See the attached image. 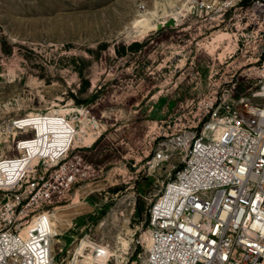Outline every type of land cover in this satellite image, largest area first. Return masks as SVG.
<instances>
[{
  "label": "rangeland",
  "instance_id": "1",
  "mask_svg": "<svg viewBox=\"0 0 264 264\" xmlns=\"http://www.w3.org/2000/svg\"><path fill=\"white\" fill-rule=\"evenodd\" d=\"M250 1L0 0V122L21 118L35 129L22 136L70 142L57 264H139L147 199L171 166L146 163L157 120L184 119L207 93Z\"/></svg>",
  "mask_w": 264,
  "mask_h": 264
},
{
  "label": "built area",
  "instance_id": "2",
  "mask_svg": "<svg viewBox=\"0 0 264 264\" xmlns=\"http://www.w3.org/2000/svg\"><path fill=\"white\" fill-rule=\"evenodd\" d=\"M242 16L207 93L185 104L184 119L157 120L146 163L171 166L147 199L139 264H264V0H251ZM20 122H0V264H57L56 209L75 179L73 169L65 174L69 145L49 134L32 148L38 135L22 136L33 129Z\"/></svg>",
  "mask_w": 264,
  "mask_h": 264
},
{
  "label": "bare ground",
  "instance_id": "3",
  "mask_svg": "<svg viewBox=\"0 0 264 264\" xmlns=\"http://www.w3.org/2000/svg\"><path fill=\"white\" fill-rule=\"evenodd\" d=\"M172 18H173V17H172ZM32 115H34V114H32ZM29 116H30V115H28V116H26V117H24V118L26 119V118L29 117ZM19 119H21V118H19ZM20 123H21V122H20ZM22 124H24V123H22ZM31 128H32L33 130H35L32 126H31ZM35 134H36V136L38 135L37 133H35ZM43 141H44V140H43ZM40 142H41V137L38 136L36 140L30 142V146H31L32 148H36L37 145H38ZM90 142H91V141H90ZM67 145H70V142H69ZM66 147H67V146H66ZM66 147H65V148H66Z\"/></svg>",
  "mask_w": 264,
  "mask_h": 264
},
{
  "label": "trees",
  "instance_id": "4",
  "mask_svg": "<svg viewBox=\"0 0 264 264\" xmlns=\"http://www.w3.org/2000/svg\"><path fill=\"white\" fill-rule=\"evenodd\" d=\"M133 45H139V43H138V42H136V41H135V42H133V43H131V44H130V48H132V47H133Z\"/></svg>",
  "mask_w": 264,
  "mask_h": 264
}]
</instances>
